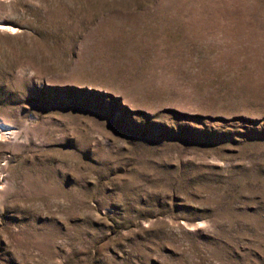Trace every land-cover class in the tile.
Wrapping results in <instances>:
<instances>
[{
	"label": "rangeland",
	"instance_id": "rangeland-1",
	"mask_svg": "<svg viewBox=\"0 0 264 264\" xmlns=\"http://www.w3.org/2000/svg\"><path fill=\"white\" fill-rule=\"evenodd\" d=\"M0 264H264V0H0Z\"/></svg>",
	"mask_w": 264,
	"mask_h": 264
}]
</instances>
